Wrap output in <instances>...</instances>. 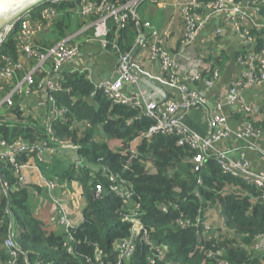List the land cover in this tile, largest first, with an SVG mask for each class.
Listing matches in <instances>:
<instances>
[{
    "label": "trees",
    "instance_id": "trees-1",
    "mask_svg": "<svg viewBox=\"0 0 264 264\" xmlns=\"http://www.w3.org/2000/svg\"><path fill=\"white\" fill-rule=\"evenodd\" d=\"M127 1L111 0L115 6ZM195 1L199 7H193V10L202 15L206 5L217 0ZM160 2L141 1L137 7L138 20L129 18L124 26L108 19L107 38L116 42V48L108 45L105 49L116 56L131 52L143 23L149 22L160 30L166 26L169 16L179 14L175 0L167 4ZM162 4L167 5L165 9ZM61 6L74 7L73 3H63L57 10ZM257 8L256 16L264 20V2ZM32 10L34 15H39L38 8ZM61 12L53 30L57 40L82 28L87 18L79 13L82 16L80 22L69 9ZM92 32L87 29L84 33L91 35ZM249 34L255 41L253 53L261 55L264 29L251 28ZM182 40L183 36L180 45ZM34 45L45 48L38 40ZM249 48L250 45L243 48L241 56L246 57ZM4 51L16 58V42L11 41ZM32 61L26 63L27 67ZM205 61L220 71L222 55L208 56ZM254 64L259 66L257 61ZM24 72H17L13 83L2 84L0 98ZM45 75L43 71L34 74V89ZM62 75L61 89L52 95L54 105L64 108L65 113L50 121L51 133L47 134L46 125L37 122L32 114L20 109L15 96L13 105L0 106V136L9 143L20 138L54 144L57 139L77 146L81 164L67 158L61 161L67 165L64 170L59 174L46 173V177H58L56 189L65 194L61 199L63 196L68 198L75 212L68 207L67 211L79 225L71 230L69 241L64 239L66 234L61 226L45 232L41 220L34 214L44 185L30 180L21 186L13 175L14 166L8 161L0 162L1 179L8 182L6 189L0 185V264L9 260L2 249L8 238H12L14 249L19 252L14 264H117L119 244L129 238L132 224L125 219L130 213L129 207L118 193L108 191L110 184L124 186L131 192V200L139 205L137 211L143 224V229L134 238L133 253L120 264H264V250L256 253L252 246L256 239L264 236L262 188L241 175L224 172L210 150L204 152L203 164L196 165L194 157L198 151L179 145L174 134L156 132L144 137L156 120L138 116L139 108L113 104L95 89L87 73L63 72ZM247 119L255 129L264 131V123H258L250 116ZM110 140L119 143L120 148H111ZM135 141H138L139 156L126 166L130 153L121 151L128 150ZM17 160L23 163L28 157L21 153ZM110 175L115 182L110 180ZM97 182L104 187L102 195L95 193ZM68 200L64 204L67 205ZM217 217L221 223H214ZM197 219L210 224L208 235L199 234L202 227ZM185 221H188L187 225L179 224ZM15 229L18 232H14ZM144 234L154 247L166 246L161 256L142 239Z\"/></svg>",
    "mask_w": 264,
    "mask_h": 264
},
{
    "label": "built area",
    "instance_id": "built-area-1",
    "mask_svg": "<svg viewBox=\"0 0 264 264\" xmlns=\"http://www.w3.org/2000/svg\"><path fill=\"white\" fill-rule=\"evenodd\" d=\"M141 1L144 0H129L124 4L115 6L111 0H42L33 6L39 9V15H34L33 7H31L16 19L7 23L0 29V89L2 84L13 83L17 72L23 71L28 61L33 60V64L9 88L7 93L0 98V106L13 105L15 96L25 95L32 97L37 92L43 93L46 105L45 110L40 117L37 114H33V117H35L37 122L46 125L47 134L51 133L50 121L59 119L65 113L64 108L54 105L55 98L52 92L61 89V81H63L62 73L66 72L67 67L75 63L76 59L82 55L83 45L75 41L78 35L73 34L58 41L49 48L41 49L36 47L33 42V37L43 25L41 23L42 20L40 21L39 18L51 19L57 14V7L59 5L73 3L74 8L83 17H94L88 21L85 29L82 30V32H85L87 29H92L93 31L91 35L85 38L83 44L85 43L87 46H91L94 42H97L103 49L108 45L116 48V42H110L107 38L109 33L108 19H112L119 26H124L126 20L129 18L137 21V7ZM150 1L156 2L157 0ZM175 1V5L181 10L182 19L184 20V33L180 50L184 51L187 49L205 22L217 13L225 14L226 19L234 24L237 37L241 39L245 48L250 45L246 57H240L241 64H244L245 67L228 89L227 103L231 104L238 101L239 93L242 89L264 83V58L253 53L252 44L254 39L249 34L251 28L264 29V20L261 19L258 23H254L248 15L250 11L256 15L258 10L257 5L263 3L264 0H244L239 3L233 0H217L215 3L206 5V12L202 15L197 14L193 10V7H199V4L195 0ZM141 29L142 32L139 33L133 50L118 54L116 76L111 79H102L95 82V89L100 90L113 104L139 108L141 111L138 116L155 119V124L149 128L147 134L143 135L144 137H149L156 132L174 134L177 136L179 145H186L198 151L194 157V163L196 165L203 164L204 152L210 150L214 153L216 163L224 172L241 175L248 182L264 190V173H253L250 170L248 161L243 158L244 154L241 160L234 162L230 160L227 152L217 149L216 144L231 134L226 117L219 112L221 108L219 103L216 105L217 111L208 119V126L210 128L208 135H200L189 128L184 122L183 117L187 111L192 108L204 106L206 103L204 95L191 87L190 83L200 81L207 88H211L219 78L220 71L217 68H212L210 63H206L194 75L185 79L179 71L177 55L171 53L165 47L164 37L161 33L149 22L143 23ZM143 29L147 31L146 34L143 33ZM222 32V28L216 30L218 35H221ZM11 41H15L18 48V56L16 58L4 51L5 46ZM138 50L147 51L150 61L158 62L162 72V77L158 78V80H160V83L177 89L179 93V99L177 101H166L165 104H162V102L150 100L146 97L145 92L140 87L141 70L139 69L137 58L134 55V52L137 53ZM256 61L259 63L258 67L254 64ZM46 64H49V66L46 67ZM39 71L45 72L46 75L36 85V89H34V74ZM80 72L82 73V71ZM87 76L91 78L88 73ZM125 83H132L138 90L128 95L123 91V85ZM28 104L26 102L23 107H20L24 113L31 111ZM24 107L26 110L23 109ZM262 135L263 132L260 129H255L248 119L244 121L243 126L236 132V137L239 139H247L250 137L258 138ZM137 144L138 141L132 144L128 150L121 151L124 154L130 153L126 166L131 164L133 158L139 156L136 147ZM116 147L120 148V144L116 143ZM76 149L77 146L57 139H54V144H48L46 140L30 142L29 140L20 138H15L9 143L0 136V162L8 161L14 166L13 175L18 178L21 186L31 180L27 176V173H34L36 175L37 179L48 190L51 200L53 199L55 203L54 213L51 214L49 222L51 225L61 226L63 228L66 234L64 236L66 241L72 239L71 230L79 225V221L73 220L67 209L61 204L62 201H65V196L61 199V195H65L64 193H59L57 198L54 197L58 177H53L52 179L47 178L41 172L37 160L44 165L50 160L60 159L63 156L70 155L68 158H71V154ZM21 153H25L26 157H28L26 162H18L17 156ZM143 162L149 165V162L145 163L146 161L144 160ZM77 164H81V160ZM110 180L115 182V178L112 175H110ZM198 183H201L200 179H198ZM0 185L4 189L8 188V182L2 180L1 176ZM94 190L96 195L105 193L104 187L100 182L96 183ZM108 191L118 193L123 197L126 206L130 210V213L125 215V219L132 224L131 234L128 239L121 241L119 244L120 249L117 256V264H120L121 261H124L133 253L134 238L143 229V224L140 221L141 214L137 211L139 205L131 200V192L128 189L124 186L122 188L118 184H110ZM197 221L200 222L202 227L199 234L202 236L208 235L211 231L210 224L206 221H200V219H197ZM187 223L188 221L179 222L181 226H185ZM14 232H18V230L15 229ZM261 238L256 239L252 245L256 253L264 250V246L259 243ZM142 239L146 243L151 244V247L161 256L162 249L166 247L165 245L154 247L145 234ZM2 249L9 257V260L5 264H14V259L19 255V252L14 249L12 238H8L2 244ZM68 251H71V249L69 248ZM37 264H40V262H37Z\"/></svg>",
    "mask_w": 264,
    "mask_h": 264
},
{
    "label": "crops",
    "instance_id": "crops-1",
    "mask_svg": "<svg viewBox=\"0 0 264 264\" xmlns=\"http://www.w3.org/2000/svg\"><path fill=\"white\" fill-rule=\"evenodd\" d=\"M158 1H162L160 3L164 1L166 4L167 2H171V0H157L156 2ZM166 4H162L164 5L162 6L164 9L167 6ZM65 9L72 11L78 21L82 22L80 18L82 16L78 13L77 9L74 7L68 8L67 6H61L59 8L60 11L57 10V14L54 17L51 19H42L41 23L43 25L35 33L33 42L38 40L43 47L49 48L56 44L57 41L69 35L77 34L78 36L75 38V41L83 45L82 55L76 59L75 63L67 67L66 72L86 71L90 74V79L94 83L102 79L114 78L116 76L118 55L116 56L111 51L101 48L97 42H94L91 46H87L85 43L83 44L85 38L88 37L89 34L86 35L82 30L85 29L88 21L91 20L90 18H86V22H84L82 28L76 30L74 33L67 34L60 40L54 37L53 30L55 28V20L63 13L61 11ZM248 15L254 23H258V21L261 20L251 11ZM167 19L166 26L158 30L164 37L165 47L171 53L177 55L179 71L185 79L190 78L199 68L209 63L205 61L208 56L222 55L220 76L211 88H207L204 83L200 81L190 83L191 87L204 95L206 103L204 106L192 108L187 111L183 117L185 124L200 135H208L210 133L208 119L217 111L216 105L219 103L221 107L219 112L226 117L227 125L231 129V134L216 144L217 149L227 152L230 160L234 162L241 160L244 154L243 158L248 161L250 170L253 173H264V131L259 128L263 132V135L258 138L250 137L247 139H239L236 137V132L239 131L244 121L249 116L258 123H264V83L262 85H254L242 89L239 93V100L235 103L229 104L226 100L228 89L245 67L244 64H241L240 60V53L245 47L241 39L237 37L234 24L226 19L225 14H214L199 30L191 45L182 51L180 50V38L184 33V24L181 10L179 9V14L173 13V15L169 16ZM218 28L223 29L221 35L216 33ZM143 33L146 34L147 31L143 29ZM135 42L136 39L133 41L134 45ZM254 44L255 41H253V47ZM259 56L264 58V52ZM135 58H137L138 66L141 70L140 87L145 92L148 99L162 102V104H165L166 101H177L179 99V93L176 88L160 83V80H158V78L162 77L160 65L158 62L150 61L147 51L138 50ZM31 66L27 67V64H25L23 70L25 69L26 72ZM48 66L49 64H46V67ZM86 72L84 73L86 74ZM136 90H138V88L132 83H125L123 85V91L128 95L135 93ZM17 99L18 103L20 102L19 105L22 107L26 102L29 103L28 107L31 111H26V113L32 115L37 114L40 117L45 110V98L41 92H37L35 96L33 95L32 97H27L25 95L17 96ZM162 107H164V105H162ZM23 109L26 110L25 107ZM111 142L114 141L110 140L108 144L110 145ZM113 144H116V142ZM67 158L68 156H63L60 159H53L50 163L47 162L44 165L38 160L37 162L43 174L47 175L46 173L49 172L59 174L60 171L67 167L66 164L61 162ZM27 176L31 178L32 182L41 183L34 173H27ZM41 188L42 191L34 207V214L41 220L42 229L47 232L56 228L55 225H51L49 222L51 214L54 213V204L46 188L44 186ZM55 191L56 193L60 192L59 188ZM66 206L72 210L69 200ZM74 212L75 211L72 210V213ZM214 223H221L220 218L217 217Z\"/></svg>",
    "mask_w": 264,
    "mask_h": 264
},
{
    "label": "water",
    "instance_id": "water-1",
    "mask_svg": "<svg viewBox=\"0 0 264 264\" xmlns=\"http://www.w3.org/2000/svg\"><path fill=\"white\" fill-rule=\"evenodd\" d=\"M42 0H0V29L19 17ZM72 161H79L77 149L73 152ZM264 246V236L259 241Z\"/></svg>",
    "mask_w": 264,
    "mask_h": 264
},
{
    "label": "rangeland",
    "instance_id": "rangeland-1",
    "mask_svg": "<svg viewBox=\"0 0 264 264\" xmlns=\"http://www.w3.org/2000/svg\"><path fill=\"white\" fill-rule=\"evenodd\" d=\"M58 42V41H57ZM56 42V43H57ZM55 45V44H54ZM114 142H111V144L109 145L111 148H115L116 147V144H113ZM72 155V154H71ZM68 156H70V155H68ZM52 160H50L48 163H50ZM3 163V162H2ZM56 191L54 192V197L55 198H57L58 197V195H59V193H61V192H58V193H56ZM52 202H53V204H55L54 203V201H53V199L51 200ZM67 200L65 199V201H62L61 202V204L65 207V208H67V206H66V204H64L65 202H66ZM34 264H37V262H35Z\"/></svg>",
    "mask_w": 264,
    "mask_h": 264
}]
</instances>
